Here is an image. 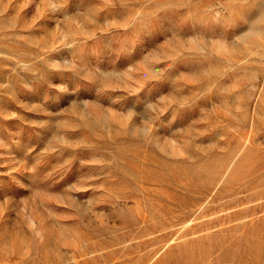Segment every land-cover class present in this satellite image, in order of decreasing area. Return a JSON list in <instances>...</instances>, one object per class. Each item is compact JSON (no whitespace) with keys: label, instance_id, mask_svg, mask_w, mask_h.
Instances as JSON below:
<instances>
[{"label":"rangeland","instance_id":"obj_1","mask_svg":"<svg viewBox=\"0 0 264 264\" xmlns=\"http://www.w3.org/2000/svg\"><path fill=\"white\" fill-rule=\"evenodd\" d=\"M0 264H264V0H0Z\"/></svg>","mask_w":264,"mask_h":264}]
</instances>
